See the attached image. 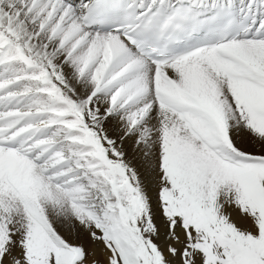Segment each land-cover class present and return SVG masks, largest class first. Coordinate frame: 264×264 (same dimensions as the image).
I'll list each match as a JSON object with an SVG mask.
<instances>
[{
    "label": "snow or ice",
    "instance_id": "snow-or-ice-1",
    "mask_svg": "<svg viewBox=\"0 0 264 264\" xmlns=\"http://www.w3.org/2000/svg\"><path fill=\"white\" fill-rule=\"evenodd\" d=\"M0 264H264V0H0Z\"/></svg>",
    "mask_w": 264,
    "mask_h": 264
}]
</instances>
